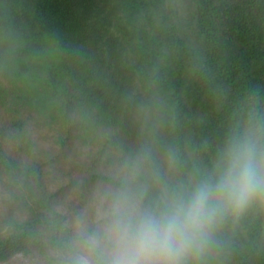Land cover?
Here are the masks:
<instances>
[{"label": "trees", "instance_id": "1", "mask_svg": "<svg viewBox=\"0 0 264 264\" xmlns=\"http://www.w3.org/2000/svg\"><path fill=\"white\" fill-rule=\"evenodd\" d=\"M245 141L264 0H0V264H102L118 211H164ZM184 264H264V201Z\"/></svg>", "mask_w": 264, "mask_h": 264}, {"label": "clouds", "instance_id": "2", "mask_svg": "<svg viewBox=\"0 0 264 264\" xmlns=\"http://www.w3.org/2000/svg\"><path fill=\"white\" fill-rule=\"evenodd\" d=\"M264 201V148L245 141L227 149L214 178L159 213L117 212L103 240L109 246L102 264H184L208 239L217 217ZM95 243V242H94ZM77 264H90L81 259Z\"/></svg>", "mask_w": 264, "mask_h": 264}]
</instances>
